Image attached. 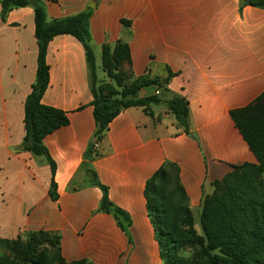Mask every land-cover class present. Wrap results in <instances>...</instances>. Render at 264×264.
I'll list each match as a JSON object with an SVG mask.
<instances>
[{"label":"crops","instance_id":"1","mask_svg":"<svg viewBox=\"0 0 264 264\" xmlns=\"http://www.w3.org/2000/svg\"><path fill=\"white\" fill-rule=\"evenodd\" d=\"M45 6L50 21L90 10L99 85L115 84L104 69V49L128 45V84L145 82L139 98L185 97L191 133L176 126L164 103L151 106L153 116L132 107L110 123L90 155L97 125L86 51L77 38L57 36L48 45L42 104L64 112L68 124L44 139L53 173L46 157L23 149L25 102L38 69L34 9L16 8L2 19L0 2V239L48 232L59 237L67 263L163 264L148 181L176 168L195 208L234 168L257 164L231 113L264 92V6L246 0H45ZM88 169L128 220L102 211L104 192Z\"/></svg>","mask_w":264,"mask_h":264},{"label":"trees","instance_id":"2","mask_svg":"<svg viewBox=\"0 0 264 264\" xmlns=\"http://www.w3.org/2000/svg\"><path fill=\"white\" fill-rule=\"evenodd\" d=\"M263 5L264 0H246ZM2 19L16 8L32 7L35 13V36L38 41V69L36 82L25 102V129L23 149L36 156H44L55 173L56 165L51 158L44 139L57 129L68 124L66 114L60 110L44 106L42 98L49 87L50 68L47 63L49 43L57 36L71 35L84 46L91 79L93 94L92 106L97 125L96 137L90 146V155L97 154L95 142H99L108 130L110 123L123 111L132 107H141L153 116L152 105L166 104L168 111L176 118V126L187 134L191 133L190 108L188 100L173 95L163 102L159 96L139 98L138 92L145 82L129 85L130 53L128 45L118 42L114 51L104 49V69L114 85H99L96 60L91 43L90 18L87 10L78 15L48 20L45 0H0ZM154 80L153 82H156ZM160 84L159 81H157ZM168 79L163 84H167ZM232 119L257 159V164H248L234 168L224 180L214 183V192L205 197L201 215L202 229L206 238L204 249L210 264H264V194L255 196L253 184L264 175V92L246 107L231 113ZM173 174L177 187L188 197L182 188L177 169L167 166L158 171L147 184L146 196L149 213L156 229L163 264H189L175 255L177 239H174L175 224L170 219L159 184ZM92 184L103 189L102 211L113 212L117 218L127 215L109 201L108 190L102 186L94 171L88 169ZM55 184H52V197ZM59 237L48 232H39L26 239H0V245L11 247V254L20 255L23 248V262L38 263V252L47 247L52 254L54 264H89L85 261L67 263L61 256ZM216 252V254H212ZM0 256V264L1 262Z\"/></svg>","mask_w":264,"mask_h":264},{"label":"rangeland","instance_id":"3","mask_svg":"<svg viewBox=\"0 0 264 264\" xmlns=\"http://www.w3.org/2000/svg\"><path fill=\"white\" fill-rule=\"evenodd\" d=\"M252 187L255 190V196L264 194V175L256 180ZM159 192L163 195L164 207L170 212V219L175 224L174 239H177L175 250L177 258L189 264H210L203 247L207 242L201 224L204 200L201 205L192 208L190 201L178 189L173 174L159 184ZM11 250V247L0 245V256L3 257L1 258L3 264H29L26 261L23 262V248L19 256L11 254ZM212 254H216V252ZM38 255L40 257L38 263L54 264L53 260L51 261L53 256L47 247L41 248Z\"/></svg>","mask_w":264,"mask_h":264},{"label":"built area","instance_id":"4","mask_svg":"<svg viewBox=\"0 0 264 264\" xmlns=\"http://www.w3.org/2000/svg\"><path fill=\"white\" fill-rule=\"evenodd\" d=\"M95 147L98 148L99 147V142H95Z\"/></svg>","mask_w":264,"mask_h":264}]
</instances>
